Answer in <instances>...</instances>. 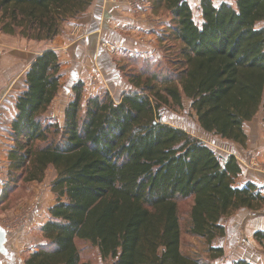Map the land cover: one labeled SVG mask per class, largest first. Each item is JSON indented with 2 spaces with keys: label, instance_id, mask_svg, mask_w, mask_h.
I'll return each mask as SVG.
<instances>
[{
  "label": "trees",
  "instance_id": "16d2710c",
  "mask_svg": "<svg viewBox=\"0 0 264 264\" xmlns=\"http://www.w3.org/2000/svg\"><path fill=\"white\" fill-rule=\"evenodd\" d=\"M147 1L154 14L172 19L161 36L178 43V70L154 72L143 83L144 77L134 79L140 91L119 102L109 94L96 96L84 109L79 84L63 128L44 118L60 89L59 57L42 53L27 74V89L16 102L1 202L22 183L43 182L50 168L57 202L42 227L47 246L25 264H86L77 241L90 243L114 264H205L182 251L181 201L192 200L187 232L205 241L211 261L224 255L212 247L226 236L224 219L241 209H264L256 186L235 187L241 168L234 156L222 163L202 141L163 123L160 112L170 101L181 107L185 97L205 132L246 145L244 125L259 112L264 122V28H258L264 0L218 8L201 0L202 25L184 0ZM93 2L0 0V33L53 41ZM156 79L162 87L153 85ZM254 238L264 250V232Z\"/></svg>",
  "mask_w": 264,
  "mask_h": 264
},
{
  "label": "rangeland",
  "instance_id": "374dc122",
  "mask_svg": "<svg viewBox=\"0 0 264 264\" xmlns=\"http://www.w3.org/2000/svg\"><path fill=\"white\" fill-rule=\"evenodd\" d=\"M123 1H125V5L134 12L138 11V8L141 7L143 3H146V0ZM187 2L190 3L188 4L193 10V17L196 24L200 25L202 22L198 7L199 0H187ZM149 18L155 31L149 35H139L140 37H145L144 43L146 45H144L143 49L146 51V57H133L131 56L130 51H118L119 48L116 45L108 42H100V49L106 51L109 54L108 56H113L114 60L112 64L114 68H116L115 70L119 80H115L116 77L111 75V77H109V74L102 71L101 73H103L106 77V81L109 78L110 83L107 81L103 84L104 80L102 81V79L97 77L96 86L93 85L94 82H89L88 88H85V85L83 84V109L86 108L89 99L96 96L109 94L114 101L117 102L124 93L138 92L139 89L135 86L136 84L134 79L144 77L141 79V82L143 83L147 80L146 77L150 78L154 72L166 75V73L172 71L173 68L176 70L179 69V66H176L174 63L177 59L175 50L179 46L178 43L171 40L163 41V37L161 36L165 32L167 33L168 27L170 23H172L171 17L165 12H160L159 14L151 12ZM162 27L163 29H161ZM261 27H264V23ZM82 34L83 33L80 32L77 37ZM39 46L43 45L41 44ZM126 46H129L128 48H130L136 47L137 45L128 43ZM127 52L129 53L127 54ZM72 66L73 65L66 67V73H69ZM158 79H161L160 75H158ZM152 83L155 86H163V84H161V82L157 79ZM101 84H103V87H100ZM78 85L79 84H76L75 87ZM75 87L70 88L67 82L61 86L59 95L44 115L45 119L51 121L53 124H59L61 128L64 127L65 111L67 106L75 98ZM191 104L192 102L185 97L182 100L181 107H177L170 101L169 106H163L160 110L162 122L181 129L193 138L202 141L217 154V156L222 160V163H224L230 155L238 157L236 153L237 150H239L241 154V158L238 157L239 164L249 170H254L257 173L264 175V161H257V163L251 162V160L255 161L253 158L254 153L252 154V152L257 148L256 143L242 148L238 144L223 139L214 133L205 132L198 122L196 113L191 109ZM254 121L255 122L251 125V127L255 126L261 129V139L264 140L263 113L259 112ZM55 175V171L53 169H49L46 174L47 179H44L45 182L43 184L37 185L36 183H22L19 188L10 193L8 198L9 200L3 206H0V223H2L1 225H3V228L7 229L10 233L8 248L11 250L12 254L14 253L9 258L0 255V264H25L28 257L33 254V251L47 246L48 243L43 238L39 229V226H41L45 219L44 214L43 216H40V212L37 213L38 222L33 220V222L30 223L28 222V217L34 212L33 208L36 207V204L40 203L41 209V197H44L45 193H48L51 197L50 204H56L57 196L52 192V182L55 179ZM11 187L13 186H10V188ZM178 205L183 230L182 251L185 255L199 259L205 264H231V262H236V260L239 259H245L250 264H264V250L255 238L246 236L241 230V235H234V233L231 232L234 227L230 225L228 226V229L230 230V233L228 232V236L223 240L217 239L214 242L216 247L222 246L219 248H222L224 251L223 257L211 261L205 241L192 237L188 235L187 232L189 227L190 211L193 205L192 200L181 201ZM47 208L48 205L44 207V210L46 211ZM17 210L19 211L17 212ZM14 212L15 214H13ZM77 247L80 252L82 263L114 264V260L112 259L103 260L98 249L93 247L88 242L77 241Z\"/></svg>",
  "mask_w": 264,
  "mask_h": 264
},
{
  "label": "crops",
  "instance_id": "0c3cea01",
  "mask_svg": "<svg viewBox=\"0 0 264 264\" xmlns=\"http://www.w3.org/2000/svg\"><path fill=\"white\" fill-rule=\"evenodd\" d=\"M212 2L216 8L222 4L234 5L233 0H212ZM200 3L201 0L198 3L199 10ZM125 4L126 2L123 0H94L91 8L77 19L66 23L61 35L53 41H27L20 37H12L0 33V206L5 204L1 202V198L8 181L10 168L9 154L14 146L11 134L13 124L17 117L16 102L27 89L26 78L31 66L42 53L54 51L61 63L60 89L65 82L68 83L70 88H74L76 84H84L85 88H88L89 82H94L93 85L96 86L97 77L102 79V81L104 80L103 84L107 81L109 82V78L106 81V77L101 73L102 71L109 74V77H116L115 80H117L116 68L112 64L114 60L113 56H108L109 54L106 51L100 49V42H108L116 45L119 48L118 51H130L133 57H144L146 55V51L143 49L144 45H146L144 43L145 37H140L139 35H149L155 31L153 25L150 23L151 20H149L152 10L147 0L136 12L128 8ZM200 17L203 23L201 12ZM262 24L258 25V28H264L261 27ZM80 32L83 34L77 37ZM128 43L137 46L128 48L129 46H126ZM41 44L43 46H39ZM70 65L73 66L70 68L69 73H66L65 69ZM103 84L100 87H103ZM125 94L128 93H124L121 96L123 97ZM120 100L118 99L117 102ZM254 119L246 124L249 126H244V132L247 136L246 145H238L245 148L248 145L250 146L256 143L257 148L252 152V154L254 153L253 158L255 161L251 160V162L257 163V161H264V140L261 139L262 130L255 126L251 127L255 122ZM236 154L241 158L239 150H237ZM230 156H234L237 161L239 160L235 155ZM239 166L241 173L235 180V187L245 188L248 184H252L264 196V175L254 170H249L241 164ZM44 182L33 183L38 185ZM50 198L48 193H45L44 197H41V209L40 203H38L39 205L36 204V207L33 208L34 212L28 217V222L31 223L33 220L38 222L37 213L40 212V216L44 214L45 219L41 226H39L41 234L42 227L50 220V209L56 205L50 204ZM46 205H48V208L45 211L44 207ZM221 224L226 229V236L224 238H218L219 240H223L228 236V232L230 233L228 229L229 225L234 227L231 230L234 235H241V230L246 236L252 238L256 232H264V209L263 211L241 209L224 219ZM1 226L3 227V225ZM212 247L221 249L219 247L222 246L216 247L213 243ZM37 251L35 250L33 253ZM237 262H247L250 264L245 259H239L236 262L233 261L231 264Z\"/></svg>",
  "mask_w": 264,
  "mask_h": 264
},
{
  "label": "water",
  "instance_id": "95a60500",
  "mask_svg": "<svg viewBox=\"0 0 264 264\" xmlns=\"http://www.w3.org/2000/svg\"><path fill=\"white\" fill-rule=\"evenodd\" d=\"M9 243V233L8 231L0 225V255L9 258L13 254L8 248Z\"/></svg>",
  "mask_w": 264,
  "mask_h": 264
}]
</instances>
